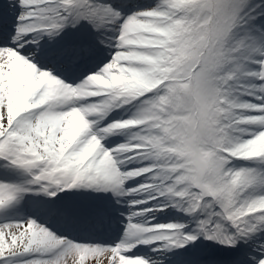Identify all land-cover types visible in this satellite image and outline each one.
<instances>
[{
  "label": "snow or ice",
  "instance_id": "obj_1",
  "mask_svg": "<svg viewBox=\"0 0 264 264\" xmlns=\"http://www.w3.org/2000/svg\"><path fill=\"white\" fill-rule=\"evenodd\" d=\"M0 264H264V0H0Z\"/></svg>",
  "mask_w": 264,
  "mask_h": 264
}]
</instances>
